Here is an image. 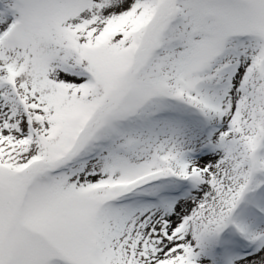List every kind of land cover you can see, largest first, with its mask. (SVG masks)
I'll use <instances>...</instances> for the list:
<instances>
[{"label": "snow or ice", "instance_id": "6c2138e0", "mask_svg": "<svg viewBox=\"0 0 264 264\" xmlns=\"http://www.w3.org/2000/svg\"><path fill=\"white\" fill-rule=\"evenodd\" d=\"M0 264H264V0H0Z\"/></svg>", "mask_w": 264, "mask_h": 264}]
</instances>
